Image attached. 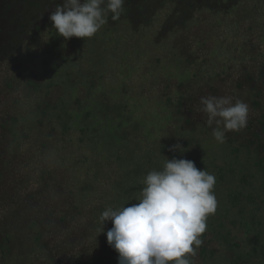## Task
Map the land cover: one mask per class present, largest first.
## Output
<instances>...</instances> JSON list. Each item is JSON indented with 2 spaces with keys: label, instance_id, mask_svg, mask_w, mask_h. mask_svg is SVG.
<instances>
[{
  "label": "rangeland",
  "instance_id": "374dc122",
  "mask_svg": "<svg viewBox=\"0 0 264 264\" xmlns=\"http://www.w3.org/2000/svg\"><path fill=\"white\" fill-rule=\"evenodd\" d=\"M228 1L125 0L120 20L109 16L93 38L65 40L49 18L63 0H0V225L6 221L2 231L14 241L2 264H118L107 243L112 222L102 232L99 217L108 207L138 203L142 179L160 170L164 157L194 161L216 178L218 208L195 264L247 263L257 245L264 258L261 176L245 150L214 139L199 110L201 97L231 96L250 106L247 126L260 129L264 61L229 63L239 51L226 52L233 47L222 41L234 25L225 17L214 22L212 12L222 13ZM244 1L228 6L232 20L246 11L254 25V2ZM193 2L195 19L188 16ZM252 34L264 40L255 27L248 42ZM181 95H188L183 106H174ZM176 144L187 151H170ZM34 206L44 217L55 214L44 221L43 250L25 226Z\"/></svg>",
  "mask_w": 264,
  "mask_h": 264
},
{
  "label": "clouds",
  "instance_id": "9594fccd",
  "mask_svg": "<svg viewBox=\"0 0 264 264\" xmlns=\"http://www.w3.org/2000/svg\"><path fill=\"white\" fill-rule=\"evenodd\" d=\"M124 4L125 0H63L49 18L65 40H86L108 23L109 16L120 20ZM199 103L217 142L223 144L228 132L247 127L250 106L246 102L209 95ZM169 150L187 151L180 144ZM141 183L138 203L108 207L99 217L102 232L105 222H112L106 236L118 253V264H195L208 219L218 208L214 174L198 169L194 161L164 157L163 167L148 172Z\"/></svg>",
  "mask_w": 264,
  "mask_h": 264
},
{
  "label": "trees",
  "instance_id": "16d2710c",
  "mask_svg": "<svg viewBox=\"0 0 264 264\" xmlns=\"http://www.w3.org/2000/svg\"><path fill=\"white\" fill-rule=\"evenodd\" d=\"M232 1H230V2L228 1L227 5L222 10V13L219 12L218 9H216L215 11H212L213 13H215L214 22L222 23L221 19L225 17L228 19V21L226 23L228 24L227 26L229 28L232 25H234V27L232 28L233 31H232L231 35H228L226 37V39L224 41H222L225 48H228L230 46L233 47L232 49H226V52L227 51L228 52L239 51L237 53L231 54L228 57L229 63L233 64L234 60H236L237 62H239V60H241L244 63L248 58H251V57L254 59H259V60L261 59L262 61H264V49H263V47L260 48V51H256V48L258 49V47L256 45H258V44L262 45V43H264V40H261L259 42L257 40V38L255 39V36L252 34V38H254L255 42L250 41L251 45L249 46L250 42H248V39H247L248 38V32H250V31L253 32L255 27L260 29L261 32H263V34L258 39H264V0H256V1L253 0L254 4H253V7L251 9V14H256V16H253L254 25L248 24L247 20H249L251 15L248 17L246 11H245V13L244 12L241 13V17H239L236 21L232 20V19H235V16L234 17L232 16V14L230 13L231 10H229L230 7H228L232 3ZM237 1H241V5H244V2H245L244 0H237ZM251 4H252V0H247V4H245V6H250ZM198 9H199V7L196 5V2H193L192 8H191V13L188 16H191V18L195 19L192 11L198 10ZM203 10H205V9H203ZM186 19H189V18H186ZM239 21H241V22H239ZM233 22H235L236 24H234ZM187 24L188 23H186V24L184 23V25L182 26L181 29L187 30L188 29ZM240 24L243 25L244 30H246L247 38L245 35L240 34V32H239ZM246 24H248L247 27H246ZM216 30H218V28H216ZM243 39H245V41H243ZM183 52L187 53L185 50ZM190 57L192 58L193 55H190ZM187 60L189 62L191 59L187 58ZM239 70H240V68H239ZM226 72H224L222 70L221 74L215 72L214 75L221 77V75L224 76V74ZM240 74H242L241 70H240ZM245 75H247V73H245ZM259 79H264V69L260 70ZM235 86H236V84H235ZM243 86H244V84L237 83V88L240 89ZM36 88H40V86H36ZM50 88H52V87L46 88L47 90L45 91V93L49 94ZM258 94L259 93H255L254 91L252 93V95H253L252 99L255 97L254 103L257 106L260 105L259 101L258 100L256 101V97L258 96ZM184 96H188V95H181L180 99L173 105L174 106H176V105L183 106L184 101H185ZM46 107L48 109H51L52 111L57 110L55 108L50 107L49 103H46ZM259 124H260V127H259L260 129L256 132L251 130L249 126H247L245 129H243V131H244L243 134L240 132H237L236 134H235V132H228L226 134V137H227L226 143L228 144L229 147L234 146L235 147L234 151H240L241 152V151L245 150L247 152V156L249 157V160H251V159L253 160V167L256 169V172L254 173V175L258 174L261 176L260 177V179H261L260 190L262 192H264V113L261 115V120L259 121ZM213 127H215V125H213ZM205 128L208 131L212 132V128L207 126V121H205ZM245 133H247V135H245ZM250 133H251V136H250ZM235 144H238V145H235ZM228 156H229V152H228ZM219 182H220V180H219ZM230 197L233 198L234 201L237 199V196L234 195L233 193L230 194ZM33 209H34V212H36V214H34V216H32L26 220L25 226L27 224V228H28V231L30 233L29 237L31 238L34 236V238H33V243H35L34 245H36V246L40 245L39 249L43 250L44 247L41 245V240H42L41 237L44 236L43 233H46L45 231H46L47 224H45V222H48L49 224H51L52 223V217L55 214L53 212L52 214H49L47 217H44L43 215H40V210H39L38 206H34ZM64 212H66V211H62V214ZM11 217L12 216H8V221L10 222V220H11V224H12L13 219ZM63 219H64L63 216H61V220H63ZM23 221H24V217L20 218V225L23 223ZM5 222L6 221L3 222L4 227L7 226L5 224ZM39 222H40V224H39ZM3 228L0 225V233L3 234V237H1V242H0V251H1V253H0V264H2L4 262L2 257L5 254V252L7 251V253H9V251L11 250V246L14 243V241L12 239L13 237L11 238V232L7 233L6 232L7 230L2 231ZM18 229L21 230L20 227H18ZM31 231L34 232V234ZM22 232L24 233V231H22ZM223 237L226 238L225 236H223ZM260 247H261L260 245H257L255 247L256 252L254 251L253 253H246L247 256H249V259H251L252 261L247 262V263H243V264H264V258H262V256H261L262 253L260 255L259 251H258V250H260ZM205 252H206V247L204 248V254H205ZM214 255L215 254L211 255L210 258H212ZM237 256H240L239 253L237 254ZM55 257L59 259V256H55ZM94 257H96V256H94ZM93 258H92V260H94ZM51 260H54V258L51 257ZM240 260H244V259H238L237 261L234 260V261H232V264L234 262H235V264H240V262H241ZM94 262L97 263L96 259L94 260ZM91 264H93V263H91Z\"/></svg>",
  "mask_w": 264,
  "mask_h": 264
}]
</instances>
